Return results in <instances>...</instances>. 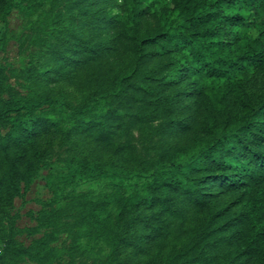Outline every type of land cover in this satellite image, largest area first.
<instances>
[{"label": "trees", "instance_id": "16d2710c", "mask_svg": "<svg viewBox=\"0 0 264 264\" xmlns=\"http://www.w3.org/2000/svg\"><path fill=\"white\" fill-rule=\"evenodd\" d=\"M110 1L4 0L0 49L9 42V17L17 10L25 18L15 38L20 50L36 48L52 63L38 67L32 57L20 75L21 90L1 99L0 121L7 129L2 140L34 138L46 127L59 132L63 144L103 143L139 160L146 170L75 155L54 165L42 152L29 176L10 170L9 185L24 196L47 169L51 193L31 213L32 229H19L29 244L16 256L37 264H132L127 257L134 253L141 258L138 264H210L213 249L233 245V226L247 219L245 242L220 264H245L251 256L264 262V92L244 104L225 132L188 148V154L152 157V151L163 150L165 135L190 130L179 116L181 79L191 92H213L221 101L231 84L264 70V0ZM154 13L158 27L140 35L139 22ZM248 22L255 23L257 36L242 33ZM226 29L233 39L226 38ZM78 73L88 99L74 107L35 87L43 75L73 78ZM141 143L144 156L138 153ZM87 183L102 188H82ZM225 191L238 194L239 210L212 209L205 219L187 223V205L207 207ZM172 238L179 245L169 254L158 261L144 257L149 244L163 249Z\"/></svg>", "mask_w": 264, "mask_h": 264}, {"label": "rangeland", "instance_id": "374dc122", "mask_svg": "<svg viewBox=\"0 0 264 264\" xmlns=\"http://www.w3.org/2000/svg\"><path fill=\"white\" fill-rule=\"evenodd\" d=\"M116 0H111L110 5ZM166 0H163V2ZM171 2L173 0H167ZM157 13L162 12V5L157 4ZM4 10V0H0V34L4 30V22L1 15ZM157 19L159 16L153 14L149 19H141L139 22L140 35L145 34L149 29L158 27ZM25 18L17 10H14L9 17V30L6 35L9 42L5 49H0V63L3 68L0 70V108L2 106L1 99L6 98L12 92L20 91L19 86L20 75H23V68L26 63L33 58V65L38 67H50L52 63L47 57L41 56V52L36 48L30 51H21L15 38L24 29ZM160 24V22H159ZM243 34L257 36L258 29L253 22L246 23V27L242 30ZM234 35L229 29H226V38L233 39ZM167 56L160 58L166 61ZM70 78L67 76H51L43 75L35 87L51 97L59 99L66 107H74L84 103L88 99V93L84 91L78 84L76 77H81V73ZM179 89L184 91L181 94L178 105L180 107L179 116L190 125V130L181 132L176 135H165V147L171 149L167 151H152V157L155 160H166L188 154V148H195L202 140L211 136L219 135L225 132L232 124L234 117L241 114L244 104L247 102H255L257 98L264 92V70L242 77L236 85L231 84L230 91L221 98V101L213 92H207L205 95H198L191 92V86L183 78L181 79ZM209 82V81H208ZM210 84V82H209ZM182 93V92H181ZM65 107V106H64ZM7 129L0 121V264H37L29 259L21 260L17 257V249L26 247L29 244L27 233H20L19 229L24 227L32 229L36 222L31 219V213H35L42 208L41 201H47L51 198V193L46 186L45 175L47 169H43L35 177L31 184L30 190L24 195H16L8 183V172L15 170L18 175H30V167L35 163V157L38 152H42L44 157L55 163L67 159L75 155L78 159L86 157L89 160L103 163L105 165L123 167L128 171L139 170L146 172L145 165L139 160L134 161L128 156L116 154L112 147L106 146L98 142H81L75 139L74 144H63L61 134L41 127V133L34 138L25 137L23 141L7 142L2 140ZM137 135V134H136ZM143 144L138 147V153L145 155ZM169 154L167 157L164 153ZM93 187L96 190L102 188L101 183H87L82 188ZM238 194L235 192H220L212 197L207 207H190L187 205L184 209V215L187 223L192 224L200 219H205L206 215L212 209H240L236 199ZM176 202L181 208L184 204L180 199ZM229 214L230 211H227ZM179 220L172 221V230H175ZM233 229L235 230V242L233 245L218 247L213 249L214 262L210 264H220L225 260H230L232 256L240 250L245 242L250 226L247 219L237 222ZM178 240V238H177ZM172 238L167 247L158 249L156 242L147 246L148 253L146 258L151 261H158L160 257L169 254L170 247L179 245V241ZM129 251V250H127ZM17 257V258H16ZM140 256L134 254L127 257L132 264H138ZM145 259V258H144ZM245 264H264V262L254 256L245 258Z\"/></svg>", "mask_w": 264, "mask_h": 264}]
</instances>
